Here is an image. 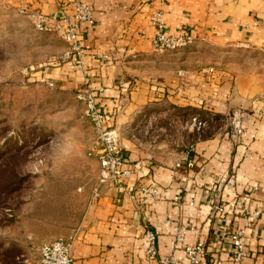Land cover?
Segmentation results:
<instances>
[{"label":"crops","instance_id":"crops-1","mask_svg":"<svg viewBox=\"0 0 264 264\" xmlns=\"http://www.w3.org/2000/svg\"><path fill=\"white\" fill-rule=\"evenodd\" d=\"M20 1L31 10L51 15L63 1L70 0ZM84 1L92 5L96 19L83 36V45L90 50L78 66L65 61L63 67L55 66L41 76L74 93L103 88L97 103L108 115L109 125L131 121L141 105L167 99L174 106L204 109L226 120L241 111L249 134L257 136L237 143L227 127L223 136L196 141L190 156L193 167L183 162L181 168H175L179 159L175 150L149 153L121 140L125 168L131 174L128 182L133 186L155 183L169 199L147 209L127 194L102 188L99 198L89 205L83 225L70 236L75 259L79 264H155L143 255L144 234L171 213L195 225L186 243L205 238L210 250H218V235L241 225L250 207L262 212L246 230L250 259L264 264V0ZM157 11L163 13L166 34L189 32L196 39L193 45L219 51V57L208 59L217 65L208 67L213 72L203 73L197 66L180 76L177 66L175 76L170 77L166 66L158 71V62L178 59L154 54L152 39L157 30L151 17ZM81 70L91 74L89 87ZM214 196L226 205L237 199L238 215L210 219L208 201ZM175 199L181 207L172 204ZM190 202L195 206L190 207ZM170 241V236L159 238V257L169 252Z\"/></svg>","mask_w":264,"mask_h":264},{"label":"rangeland","instance_id":"rangeland-1","mask_svg":"<svg viewBox=\"0 0 264 264\" xmlns=\"http://www.w3.org/2000/svg\"><path fill=\"white\" fill-rule=\"evenodd\" d=\"M20 7V0H0V264H38L42 244L70 239L83 225L99 178V165L88 156L96 133L84 105L72 89L39 81L64 66L67 45L56 34L37 32ZM154 54L178 59L158 62V71L166 66L170 77L177 66L180 76L188 68L217 66L208 59L220 56L197 45ZM166 100L141 105L131 121L112 125L126 146L175 150L178 159L199 139L228 129L223 115ZM195 118L205 123L199 131Z\"/></svg>","mask_w":264,"mask_h":264},{"label":"built area","instance_id":"built-area-1","mask_svg":"<svg viewBox=\"0 0 264 264\" xmlns=\"http://www.w3.org/2000/svg\"><path fill=\"white\" fill-rule=\"evenodd\" d=\"M19 13L30 19L37 32L56 34L66 43L67 50L64 53L63 62L71 61L74 66H78L85 52L90 50V46L83 45L85 31L96 24L94 10L89 2L63 1L59 5V11L51 15L27 7H20ZM151 21L157 30L152 39V46L158 54L179 51L196 42L195 37L189 32L179 35L166 34L161 11L153 13ZM81 72L85 76V85L89 87L91 74L83 70ZM202 72L211 73L213 69H204ZM39 81L52 88L55 87L54 81L47 76H41ZM104 92L103 88L93 90L90 87L75 92L77 100L84 105L85 117L92 123L96 133L93 146L88 153V156L99 165L98 185L94 189V198H99L102 188L116 189L119 194L131 196L139 205L153 209L159 201L169 198L155 183L133 186L128 182L131 174L130 170L125 168L127 158L121 145V130L109 125L108 115L97 103ZM226 121L234 142L238 143L247 137L256 138V134H249L241 111L234 112L232 118ZM194 122L198 131L205 125L198 122L196 118ZM194 151L195 145L192 144L186 152L180 154L175 168H181L183 162H187V167H193L190 156ZM244 200L248 198L244 197ZM172 204L182 206L179 199L172 200ZM208 205L210 219L224 215L234 218L238 215L240 208L237 199H233L226 205L215 196L209 199ZM189 206L194 207L195 203L190 202ZM244 214L241 225L233 228L230 233L225 231L218 235L220 246L218 250L213 251L208 248V241L205 238H200L193 244L186 243V237L195 229V225L190 221L182 222L171 213L161 225L156 226L155 229L146 230L142 246L143 255L149 263L155 264H255L250 259L246 230L261 218L262 212L248 207ZM162 236L171 237L170 250L165 256L159 257L158 241ZM39 254L38 264H79L73 255V243L70 239L57 238L46 242L41 245Z\"/></svg>","mask_w":264,"mask_h":264},{"label":"trees","instance_id":"trees-1","mask_svg":"<svg viewBox=\"0 0 264 264\" xmlns=\"http://www.w3.org/2000/svg\"><path fill=\"white\" fill-rule=\"evenodd\" d=\"M220 115V114H219Z\"/></svg>","mask_w":264,"mask_h":264}]
</instances>
